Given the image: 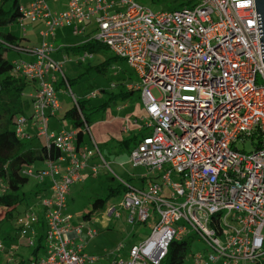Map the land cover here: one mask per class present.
<instances>
[{"label": "built area", "instance_id": "built-area-1", "mask_svg": "<svg viewBox=\"0 0 264 264\" xmlns=\"http://www.w3.org/2000/svg\"><path fill=\"white\" fill-rule=\"evenodd\" d=\"M60 1L66 4L61 11L51 12L47 0H32L18 12L22 26L25 20H42L44 29L35 59L13 62L14 72L34 85L25 95L30 115L15 119V135L28 139L30 126L44 139L48 153L52 145L59 151L41 169L21 171L51 182L50 195L40 199V215L27 208L15 220L30 246L38 237L36 226L45 228L43 255L37 253L27 263L97 260L75 245L82 229L73 227L66 209L70 187L82 180L81 171L89 167L94 176L99 163L91 159L104 160L93 139L91 146H78L77 130L55 134L48 128L59 109L58 73L76 105L62 64L50 56L54 49L48 39L60 26L81 34L85 25L94 23L91 38L124 60L140 79L127 88L140 93L150 132L130 150L129 163L158 179L145 188L119 180L125 189L119 206L128 213V223L147 221L150 211L158 219L150 234L129 248L127 259L109 264H159L169 242L187 230L213 249L214 261L222 256L225 264H264V83H257L258 78L264 82V46L254 0H189L190 6L156 12L135 0ZM82 133L90 134L86 122ZM246 144L254 150L240 149ZM107 216L121 217L114 205L107 207ZM85 234L92 239L97 232L89 228ZM192 258L194 264H207L201 254Z\"/></svg>", "mask_w": 264, "mask_h": 264}, {"label": "rangeland", "instance_id": "rangeland-1", "mask_svg": "<svg viewBox=\"0 0 264 264\" xmlns=\"http://www.w3.org/2000/svg\"><path fill=\"white\" fill-rule=\"evenodd\" d=\"M136 2L141 3L142 5L147 6L152 11H170L180 8L177 3H172L171 0H161L159 2H153V0H135ZM22 3H24L22 1ZM47 4L51 12L56 10H61L65 8L66 4L64 1H55L47 0ZM11 5V0L6 3V8ZM190 6V5H188ZM43 21L36 20L30 21L25 20L24 26L21 23L14 21L12 24L5 26L3 28L4 32H11L21 38L23 35H32L31 41L35 43L38 38L37 32L38 29L42 28ZM94 23H89L82 34L73 33L72 29L65 27H58L54 36L50 39V43L53 46V49L63 48L69 57H72L71 48L82 43L86 37L91 38L94 35L95 30ZM26 32H28L26 34ZM40 44L42 42V37L40 36ZM86 61L82 63H75V59L72 58L73 62H67L62 66V72L70 80L71 85L69 89L76 99L87 98L91 101L92 105H98L107 98L108 95L102 94V90H106V93H118L120 87L125 84L126 80L124 76L130 75L128 79L130 84L138 85L140 84V79L134 76L132 70L128 64L116 57L113 52L109 49L101 48L97 51H90L87 53ZM4 56L9 61H17L23 59L22 54L16 50H6L4 51ZM102 66L101 70H97L96 67ZM58 80L61 81L60 74H57ZM127 81V82H128ZM125 82V83H124ZM61 83V82H59ZM259 85H262L260 78H258ZM57 97L61 107L56 111L58 117L62 116L69 108L74 105L72 98L67 93L68 88L65 84H58ZM130 98L120 99L115 98V102L112 103L109 108L112 111L113 115L117 117L125 118L124 115L126 112L132 110L133 105L139 100L137 91ZM96 93V97H92L91 94ZM152 93L159 97V92L157 89H152ZM27 93H24V96ZM26 97V96H25ZM128 106L125 109V106ZM50 124L54 122L56 117H50ZM105 116H94L92 121L89 123L91 127V136L87 133L85 135V141L91 146L92 139L95 141V145L99 149L100 155L103 158L104 162L102 163L98 158H93V163L98 164V173L96 176L91 177L87 176L85 180L79 183H75L70 187V193L67 196V209L66 212L72 216L71 224L73 227H80L82 229L81 238L77 239L79 245H84L88 237L85 234L86 231L90 228L98 232L99 240H101L105 245L104 255L100 256L95 264H109V261L113 259H127V253L129 248L133 244H138V242L144 240L151 231V227L158 219V214L150 211V218L146 222L135 221L134 223H128L127 217L128 213L125 209H121L119 203L121 202L124 191L121 189L119 192H115V189H119V180H130L132 184L136 186L139 183L138 176H145L146 182L158 180L155 179V176L147 172L143 167H133L129 163V150L128 149H114L113 145L100 144L96 140L97 132H102L107 129L108 125L103 123ZM66 121V120H64ZM63 122V127H67V122ZM102 123L101 125H99ZM118 124V123H117ZM96 125L97 131H94V126ZM61 126V127H62ZM70 126V125H68ZM93 127V128H92ZM51 130V127H50ZM56 133L58 131H55ZM131 138L138 137V132L130 133ZM91 137V138H90ZM123 137V136H122ZM127 137V135H124ZM42 137L33 138L31 141L32 144L27 143L26 147L28 148H39L42 144ZM92 143V144H91ZM32 146V147H31ZM240 149H243L245 152H251L254 150L253 146L246 144L245 146H240ZM43 162H36L30 168H25L26 170L31 169L35 171L37 168L42 167ZM106 164L107 166H105ZM43 184L39 179L35 177H29L26 184L21 188V192L24 193L25 199L17 205L16 209L13 210V215L9 218L3 217L0 221V243L3 246V250L0 251V264H28L27 261L33 257V251L35 249L38 237L42 236L44 238L45 228H40L41 223L36 226L39 231L38 237L35 238V246H30L29 240L26 237L20 235L18 231L17 221H15L18 215L23 212L26 208H32L36 213H41V208L39 206L41 197L45 196L44 191L40 188ZM37 192V193H35ZM97 198H108V206L114 205L119 211L121 217L119 219L112 220L111 217L107 216V207L100 214H97L95 211H92V202ZM91 212L89 218H84L83 216ZM109 220V221H108ZM111 220V221H110ZM42 222V220H41ZM108 222V223H107ZM182 224V223H181ZM184 239L190 242V253L191 254H201L204 256V261L207 264H225V258H221L217 261H214L210 258L212 255L213 249L209 248L199 237L195 234L194 231L187 230ZM122 243L123 248L111 254V252L116 248V246ZM46 243L45 240H42V246L39 249V256H42L44 253V247ZM109 258V259H107ZM21 260L23 262L21 263ZM186 264H194L192 256L188 258ZM239 264H246L241 261Z\"/></svg>", "mask_w": 264, "mask_h": 264}, {"label": "trees", "instance_id": "trees-1", "mask_svg": "<svg viewBox=\"0 0 264 264\" xmlns=\"http://www.w3.org/2000/svg\"><path fill=\"white\" fill-rule=\"evenodd\" d=\"M9 0H0V208L5 210V218H9L13 215V210L24 199L25 195L21 192V188L27 183V176L22 175L21 171L25 168H30L36 162L44 161L47 157L57 158L59 151L51 146V150L48 153L43 146L32 149L26 147L27 142L17 138L15 135V119L21 115H30V103L23 99V94L29 86L30 82L26 79L20 78L14 72V64L4 56L6 50H16L17 48L24 46L16 42V37L10 32H4L2 29L5 26L12 24L14 21L20 22L19 12V0H11V5L6 8V3ZM161 0H153V2H159ZM172 3H177L179 7L190 5L189 0H171ZM108 47L96 40L89 39L83 45L75 46L71 48V51L87 52L97 51ZM20 52V51H19ZM102 66L96 67L99 71ZM67 83L70 86L71 82L66 77ZM61 83L64 84L63 81ZM118 93H106V90H102L107 98L104 102L98 105H92L91 101L87 98L76 99V105L74 104L64 114L63 119L68 120L71 127L77 130V144L83 142L82 126L84 122L90 123L92 117L100 116L105 113L109 106L115 102V98L125 99L130 97L135 90H126L124 86L120 87ZM137 137L122 139L120 141L123 149H128L129 153L133 146L137 143ZM147 177H142L145 179ZM129 184L136 188L134 184L127 180ZM150 182V181H149ZM137 185V184H136ZM124 187L119 185V189L115 192H119ZM108 198H97L92 202V211L100 214L106 209ZM91 212L84 215V218H89ZM42 236L38 237L33 256L39 253V249L42 246ZM193 254L190 253V242L184 239V236L173 239L169 242L166 255L160 261L159 264H186L188 258ZM264 262V260H262Z\"/></svg>", "mask_w": 264, "mask_h": 264}, {"label": "crops", "instance_id": "crops-1", "mask_svg": "<svg viewBox=\"0 0 264 264\" xmlns=\"http://www.w3.org/2000/svg\"><path fill=\"white\" fill-rule=\"evenodd\" d=\"M22 1L24 3H22ZM32 0H19V4L20 6H28V4L31 2ZM65 4V2H64ZM65 8L63 7L61 10H64ZM60 10V11H61ZM56 11H59V10H56ZM89 24V23H88ZM87 24V25H88ZM43 25V24H42ZM84 26V30L86 28V26ZM44 29V25L42 26L41 30L40 28L38 29V32H37V36L38 38L36 39L37 41L35 43H33L31 41V38L33 37L32 35H29L27 34L28 32H26L27 35H23L21 36V38L13 33H11L13 36H15L17 39H16V42L17 43H20V45L24 46L25 48H23L22 51H18L19 53L22 54V57H24L23 59H20V61H33L35 59V54H34V49L39 47L40 46V32ZM3 30V29H2ZM9 32V31H8ZM82 34V33H81ZM90 38L86 37L85 40L80 43L79 45H83L86 41H88ZM92 39V38H91ZM77 45V46H79ZM73 53L71 54L72 57H69V56H66L67 53L66 51L62 48H59V49H56V50H53L51 53H50V56L57 62L61 63L62 66L64 64H66L67 62H73L74 60L72 58L75 59V63H82V62H85L86 58L84 60L81 59L82 55L84 53H87V52H78V51H72ZM15 61V60H14ZM12 61V62H14ZM135 76V75H134ZM130 75H127V76H124V79L126 80L122 86H124V88L126 90H129L127 88V85H129V81L128 79H130ZM128 81V82H127ZM61 81L58 80V77L57 79L55 80V88L56 90L58 89V84H61L59 83ZM34 88V85L32 83H29V86L27 87L26 91L24 93H29V92H32ZM138 92V91H137ZM135 93V92H134ZM133 93V94H134ZM102 94H105V93H102ZM133 94L131 96H133ZM106 95V94H105ZM130 96V97H131ZM128 97V98H130ZM138 98L139 100L135 103V105H133V108L132 110L126 112V114L124 115L125 118H121V117H117L116 115H113L112 114V111H110V108H108L105 113H104V116H105V120L103 123H106L108 125L107 129H105V131H100V132H97L96 135V140L98 141V143L100 144H105V145H113V148L114 149H118L119 151L122 150L123 148L121 147V144H120V141L122 139H129L132 137V135L130 133H135V132H138V139L137 141L144 135H146L148 132H150V128H148L145 124H146V118H145V111H144V106H143V103L141 101V98H140V93H138ZM24 99L27 100V102H29V100L24 96ZM59 107L60 104H59ZM128 106L126 105L125 106V109H127ZM60 109V108H59ZM70 109V108H69ZM68 109V110H69ZM65 114V113H64ZM64 114L60 117L56 116L57 113L55 112V115L52 116V117H56V119L54 120V122H52V124H50V118H49V131L52 132V133H55V134H58L60 131L62 130H70V129H73L70 125L69 122H67L68 120L66 119H63L64 117ZM66 120V121H64ZM64 121L66 124H67V127H63V122ZM118 123V124H117ZM102 123H100L99 125H101ZM70 125V126H68ZM62 126V127H61ZM50 127H51V130H50ZM93 128V127H92ZM95 130L94 131H97L96 129V125L94 126ZM55 131H58L57 133ZM27 132L30 134V137L28 139H26L25 141L29 144H32L31 141L33 140V138H36V136L34 135V130L28 126L27 127ZM90 132H91V127H90ZM85 135H83V144H87L89 146V143H87L85 141ZM91 136V133L89 134ZM124 135H127V137H124ZM123 136V137H122ZM92 137V136H91ZM90 137V138H91ZM93 139V138H91ZM43 142L41 144V146H43L44 144V139L42 138ZM95 140V139H94ZM93 140V141H94ZM95 142V141H94ZM92 144V143H91ZM40 146V147H41ZM32 147V146H31ZM32 149H37V148H32ZM43 162V166H44V161ZM93 158L91 159L90 163H93ZM42 166V167H43ZM42 167L40 168H37L36 170L38 169H41ZM148 172V171H147ZM81 174H82V180H85L87 178V176H91V177H94L96 175H92L91 172H90V168L89 167H85L82 171H81ZM152 175V174H151ZM155 176V175H153ZM142 177H145V176H138L137 179H139V183L136 185V187H139V188H145L147 186V184L149 183L148 181L146 182V178L145 179H141ZM155 179H156V176H155ZM41 183L43 184V186L40 188V191L43 190L44 192V195L47 196V195H50L51 193V182H50V179L49 178H45L43 181H41ZM79 183V182H78ZM37 193V192H35ZM70 193V191H69ZM68 193V195H69ZM108 206V205H107ZM27 208L25 207V209L23 210V212L26 210ZM21 212V213H23ZM20 213V214H21ZM19 214V215H20ZM18 215V216H19ZM5 217V210L3 208H0V221L1 219ZM84 217V216H83ZM112 220H115V219H112ZM109 221V220H108ZM111 221V220H110ZM146 222V221H145ZM108 223V222H107ZM97 235H98V232H97ZM95 236L94 238L92 239H87V241L85 242L84 241V245H82V252L88 254V255H91V256H95L97 259L104 255V243L99 240V235L98 236ZM81 238V237H80ZM82 240V238L80 239ZM141 242V241H140ZM139 243V242H138ZM137 244V243H136ZM75 245H79L77 240L75 241ZM122 245V243L119 242V244L116 246V248L111 252V254H115V252H118V247ZM132 246V245H131ZM122 248H123V245H122ZM121 248V249H122ZM119 249V251L121 250ZM127 257H128V253H127ZM109 259V258H107ZM98 260H96L97 262ZM95 262V263H96ZM94 263V264H95Z\"/></svg>", "mask_w": 264, "mask_h": 264}, {"label": "water", "instance_id": "water-1", "mask_svg": "<svg viewBox=\"0 0 264 264\" xmlns=\"http://www.w3.org/2000/svg\"><path fill=\"white\" fill-rule=\"evenodd\" d=\"M256 12L259 15L260 20V32H261V46H264V0H254Z\"/></svg>", "mask_w": 264, "mask_h": 264}]
</instances>
